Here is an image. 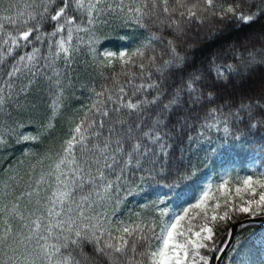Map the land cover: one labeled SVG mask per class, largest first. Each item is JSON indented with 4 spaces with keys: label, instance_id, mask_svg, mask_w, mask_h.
Segmentation results:
<instances>
[{
    "label": "snow or ice",
    "instance_id": "obj_1",
    "mask_svg": "<svg viewBox=\"0 0 264 264\" xmlns=\"http://www.w3.org/2000/svg\"><path fill=\"white\" fill-rule=\"evenodd\" d=\"M233 146L259 165L133 205ZM236 213L264 217V0H0V264H213Z\"/></svg>",
    "mask_w": 264,
    "mask_h": 264
},
{
    "label": "trees",
    "instance_id": "obj_2",
    "mask_svg": "<svg viewBox=\"0 0 264 264\" xmlns=\"http://www.w3.org/2000/svg\"><path fill=\"white\" fill-rule=\"evenodd\" d=\"M239 35H242V33H226L219 38H210L202 48L196 51L197 58L207 55L217 47H220L229 41L235 40ZM122 43L123 41L120 38L113 36L109 41V48L113 51H119ZM258 142L259 141L257 140V143ZM204 147L207 149V145ZM253 157H255L260 163L259 155L251 153L246 148L238 149L234 146L224 147L220 149L218 154L201 151L198 160L194 159L196 166L194 168V174L190 179L171 191L166 187H150L144 192L131 198L133 205L138 206L140 203H150L151 201L157 200L158 197H161L164 199V204H161L160 206L164 207L167 205L170 210H173V208L180 206V200L194 202V199L198 197L203 187L208 184L209 180L215 185L223 173L226 171H232L233 169V176L237 173L243 176L245 171L251 168L250 161ZM234 223V220H227L218 221V223L214 225L218 242L223 240L224 244L226 243L228 239V237L226 238L227 233L231 230ZM263 229L264 224L249 225L241 228L237 232L232 245L236 243V238L238 237L240 244L237 250L240 253V257L249 259L253 261L254 264H259L261 256L258 251L259 247L254 244V237ZM232 251L233 249L231 246L229 252ZM233 255L235 256V252H233ZM213 264H216V261H214ZM221 264H229L228 254L225 256Z\"/></svg>",
    "mask_w": 264,
    "mask_h": 264
},
{
    "label": "rangeland",
    "instance_id": "obj_3",
    "mask_svg": "<svg viewBox=\"0 0 264 264\" xmlns=\"http://www.w3.org/2000/svg\"><path fill=\"white\" fill-rule=\"evenodd\" d=\"M258 165H259L258 160H257L255 157H253V158L251 159V161H250V166H251V167H254V166H258ZM209 181H210V180H209ZM210 182H211V181H210ZM211 183H212V182H211ZM212 185H213V190H215V185H214L213 183H212ZM188 201H189V200H180V202H179V205H180V206H177V207L173 208L172 211H179L181 207L187 205ZM194 202H195V201H194ZM194 202H192V203H194ZM239 216H240V217H239ZM257 217H259V216H257ZM245 218H254V217H249V216H247V215H245V214L236 213V214L232 217V219H229V220H234L235 223H236L237 221H240V220L245 219ZM217 223H218V222H217ZM214 230H215V228H214ZM254 242H255V245L259 247L258 251H259V253H260V256H261V257L264 256V230H262V231L260 232V234L257 235V236L254 238ZM256 263H257V262H256Z\"/></svg>",
    "mask_w": 264,
    "mask_h": 264
},
{
    "label": "water",
    "instance_id": "obj_4",
    "mask_svg": "<svg viewBox=\"0 0 264 264\" xmlns=\"http://www.w3.org/2000/svg\"><path fill=\"white\" fill-rule=\"evenodd\" d=\"M260 223H264V217L259 216V217H255V218H248V219H244V220H241L238 223H236L231 229L232 236L229 237L228 242L226 244L228 247H226L224 252L220 254L221 260L225 256L226 252L229 250V248L232 244V241L235 237V234L239 228L246 226V225H249V224H260ZM220 263H221V261L216 262V264H220Z\"/></svg>",
    "mask_w": 264,
    "mask_h": 264
}]
</instances>
